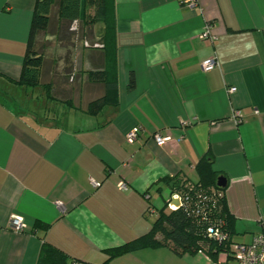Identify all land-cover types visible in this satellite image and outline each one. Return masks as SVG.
Wrapping results in <instances>:
<instances>
[{
    "label": "crops",
    "instance_id": "obj_1",
    "mask_svg": "<svg viewBox=\"0 0 264 264\" xmlns=\"http://www.w3.org/2000/svg\"><path fill=\"white\" fill-rule=\"evenodd\" d=\"M111 3L105 69L119 102L89 113L104 90L87 77L104 66L102 49L79 43L69 81L49 60L43 82L69 92L66 102L19 85L36 0H0V264H214L204 251L167 246L112 255L150 231L170 198L163 179L197 182L207 154L226 179L234 241L264 232V0ZM208 24L214 39L201 38ZM213 56L220 65L205 71ZM135 126L142 131L131 144ZM155 133L171 140L160 146ZM13 215L24 217V232L10 228Z\"/></svg>",
    "mask_w": 264,
    "mask_h": 264
},
{
    "label": "trees",
    "instance_id": "obj_2",
    "mask_svg": "<svg viewBox=\"0 0 264 264\" xmlns=\"http://www.w3.org/2000/svg\"><path fill=\"white\" fill-rule=\"evenodd\" d=\"M54 6L57 7V22L62 21L67 25V28H70L73 23L80 25L81 39L79 42L83 43L85 47L93 48L89 45L86 36H94V28L102 23L103 35L96 46L103 51L104 66L89 71L87 77L90 82L101 84L104 90L101 97L90 101L84 109L89 113H96L104 106L117 105L119 102L118 82L116 78L110 77L109 70L105 69L106 51L109 50L111 44L113 46L115 30L111 0H36L28 49L17 83L24 87L41 86L49 98L55 99L52 94V83L46 80L43 82L49 74L46 67L50 61L46 60L44 53L36 47L37 36L52 26ZM56 35L57 32L54 31L52 37ZM67 64L69 66L71 62L67 61ZM72 76L74 75L72 74ZM129 87H135L133 74L130 77ZM62 94L66 100L71 99L69 92ZM196 170L199 177L197 182H191L180 176L163 179V182L170 188V198L159 210L158 217L150 231L127 243L124 247L116 249L112 255L142 248L167 246L177 254H194L204 251L212 258H216L224 244L209 237L207 230L210 225L218 223L229 234L230 240L236 242L233 239L235 218L227 205L226 185L218 186L217 184L219 174L213 170V157L210 154L205 155L197 163ZM173 194H179L182 198V205L177 209L168 207V201ZM51 253L54 260L58 259L62 262L65 259V255L58 250H51Z\"/></svg>",
    "mask_w": 264,
    "mask_h": 264
},
{
    "label": "built area",
    "instance_id": "obj_3",
    "mask_svg": "<svg viewBox=\"0 0 264 264\" xmlns=\"http://www.w3.org/2000/svg\"><path fill=\"white\" fill-rule=\"evenodd\" d=\"M189 6H194L198 3V0H186ZM201 38L214 39L210 34V25L204 33H202ZM203 69L205 71L211 70L220 65L217 57H210L203 61ZM236 90L235 87H230L228 92L233 93ZM241 113L236 112L237 121L241 120ZM142 127H133L126 136L127 142L133 144L136 142ZM155 142L158 145H164L171 140L170 135H163L161 133H155L153 135ZM100 182L93 181L94 187L100 186ZM118 188L126 190L128 185L125 181H119L117 183ZM175 201H180L179 205ZM182 205V198L179 194H173L171 199L168 201V207L170 209H177ZM10 228L17 232L22 233L27 227V222L22 215H13L9 221ZM208 236L216 240L219 243L224 244L222 250H220L216 258H212L214 264H264V232L256 235L250 243L233 242L230 240L229 234L223 230L220 223L215 225H210L207 230ZM72 264H85L80 262H72Z\"/></svg>",
    "mask_w": 264,
    "mask_h": 264
},
{
    "label": "rangeland",
    "instance_id": "obj_4",
    "mask_svg": "<svg viewBox=\"0 0 264 264\" xmlns=\"http://www.w3.org/2000/svg\"><path fill=\"white\" fill-rule=\"evenodd\" d=\"M56 11H57V7L54 6L53 14H52L53 16L52 26L49 30L45 32H41L37 36L36 47L38 50L43 52L44 55L48 57L50 61H53L57 64L56 67L60 69L59 70L61 71L60 75H62L60 79H62V82H64V81H69L72 78V74L75 72L71 64H69L68 66L67 61L71 62L72 60H74V54L77 51V45L80 43L79 41L81 39L80 38L81 33L79 31L80 25L78 23L77 24L73 23L70 26V28H67V25L64 24L62 21L57 22ZM54 31L57 32V35L55 37H52L54 36ZM101 32L102 29L100 25H97V33H101ZM86 38L89 40L88 43L91 47L101 49L96 46L100 40L96 39L95 36H91V37L86 36ZM52 92H53L52 93L53 96L58 100H62V101L66 100L63 94L61 93L57 94L54 89L52 90Z\"/></svg>",
    "mask_w": 264,
    "mask_h": 264
},
{
    "label": "water",
    "instance_id": "obj_5",
    "mask_svg": "<svg viewBox=\"0 0 264 264\" xmlns=\"http://www.w3.org/2000/svg\"><path fill=\"white\" fill-rule=\"evenodd\" d=\"M218 186H225L226 185V179L224 177H219L217 180ZM177 205H179L180 201H175Z\"/></svg>",
    "mask_w": 264,
    "mask_h": 264
}]
</instances>
